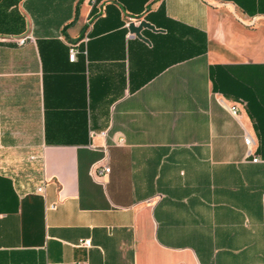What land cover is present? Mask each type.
<instances>
[{
  "label": "crops",
  "instance_id": "1",
  "mask_svg": "<svg viewBox=\"0 0 264 264\" xmlns=\"http://www.w3.org/2000/svg\"><path fill=\"white\" fill-rule=\"evenodd\" d=\"M0 264H264V0H0Z\"/></svg>",
  "mask_w": 264,
  "mask_h": 264
},
{
  "label": "built area",
  "instance_id": "2",
  "mask_svg": "<svg viewBox=\"0 0 264 264\" xmlns=\"http://www.w3.org/2000/svg\"><path fill=\"white\" fill-rule=\"evenodd\" d=\"M75 53H76V50L74 49V46L73 45H69L68 49H67V57H68V60L69 61H72L75 57ZM244 104V102L242 100H238V101H234L232 102L229 106H228V110L229 112L233 115V116H237L238 115V112H239V105L241 104ZM122 138L119 137L115 143L116 144H120L122 142ZM242 141H243V144L246 148V151H247V154H251V151H250V147H251V144H252V140L250 138V136L248 134H244L243 137H242ZM34 158L33 156H30V159ZM258 158L256 156H253L251 158V161H257ZM109 170L108 166L106 165H103L102 167H100L99 169H96L94 172L95 174L99 175V174H104V173H107ZM42 187H43V183L41 182L38 186L35 187V191L38 192L39 194L42 195ZM78 245H82V246H89L90 245V239H83L81 241L78 242Z\"/></svg>",
  "mask_w": 264,
  "mask_h": 264
},
{
  "label": "water",
  "instance_id": "3",
  "mask_svg": "<svg viewBox=\"0 0 264 264\" xmlns=\"http://www.w3.org/2000/svg\"><path fill=\"white\" fill-rule=\"evenodd\" d=\"M141 27H148V28H153L152 25H150L149 23H147L144 20H138L136 24H134L133 22H128L127 23V29L130 33H133L135 36L142 38L139 34V30ZM143 39V38H142ZM145 40V39H144Z\"/></svg>",
  "mask_w": 264,
  "mask_h": 264
}]
</instances>
